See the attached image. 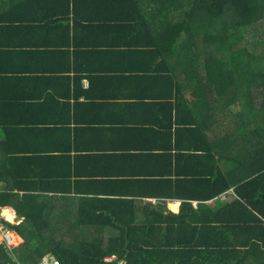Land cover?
<instances>
[{
	"label": "crops",
	"instance_id": "crops-1",
	"mask_svg": "<svg viewBox=\"0 0 264 264\" xmlns=\"http://www.w3.org/2000/svg\"><path fill=\"white\" fill-rule=\"evenodd\" d=\"M7 1L0 121L25 124H0V193L15 185L72 222L95 204L135 228L151 219L158 232H228L247 235L237 249L256 247L264 214L234 206L259 195L254 184L264 193L244 185L264 175V79L232 85L229 100L207 87L184 36L161 50V26L180 14L158 0Z\"/></svg>",
	"mask_w": 264,
	"mask_h": 264
},
{
	"label": "trees",
	"instance_id": "trees-1",
	"mask_svg": "<svg viewBox=\"0 0 264 264\" xmlns=\"http://www.w3.org/2000/svg\"><path fill=\"white\" fill-rule=\"evenodd\" d=\"M155 3L162 5V1ZM164 4L180 15L161 26V50L170 54L184 36L182 46L203 53L207 87H216L229 100L232 85L264 79V0H168ZM262 87L264 90V82ZM0 124L15 130L25 122L0 121ZM3 161L0 155L1 176ZM261 174L246 179L244 185L256 180L264 188ZM254 185L259 195L236 204L237 213L258 210L264 214L258 208L264 206V193ZM17 188L13 185L0 193V208L15 211L20 223L5 224L23 242L15 252L0 244V264H41L46 257L59 264H248L252 259H264V249L260 248L264 244L261 221L259 232L249 235L256 247L243 250L236 248L237 239L244 237L246 241L247 235L224 232L210 238L193 233L176 234L170 227L169 231L158 232L151 219L142 224L143 228L141 225L135 228L113 215L105 217L104 209L95 204L85 209L87 203H80V215L73 226L68 212L58 214L49 206L53 202H43L34 195H19L14 192Z\"/></svg>",
	"mask_w": 264,
	"mask_h": 264
},
{
	"label": "built area",
	"instance_id": "built-area-1",
	"mask_svg": "<svg viewBox=\"0 0 264 264\" xmlns=\"http://www.w3.org/2000/svg\"><path fill=\"white\" fill-rule=\"evenodd\" d=\"M16 216L17 215L13 209L9 207L0 208V237L2 239L1 243L5 244L8 247V249L14 252L17 251V249L20 247V244L15 240V235H16L15 232H13L10 229V227L5 223L18 224L15 223ZM41 264H59V263L57 261H49L47 259H44Z\"/></svg>",
	"mask_w": 264,
	"mask_h": 264
},
{
	"label": "rangeland",
	"instance_id": "rangeland-1",
	"mask_svg": "<svg viewBox=\"0 0 264 264\" xmlns=\"http://www.w3.org/2000/svg\"><path fill=\"white\" fill-rule=\"evenodd\" d=\"M159 2H161L162 1V3L164 2V3H166V2H168V0L167 1H163V0H158ZM59 205L60 206H63V203H59ZM15 221H16V219H15ZM76 222V219L75 218H73V226H74V223ZM21 238L19 237V236H17V241H18V243L21 245ZM23 241V240H22ZM2 242V239H1V237H0V244H3V243H1ZM45 259H47V260H49V261H54L51 257H46ZM112 259H114V258H108L107 260H112ZM122 264V263H121Z\"/></svg>",
	"mask_w": 264,
	"mask_h": 264
},
{
	"label": "water",
	"instance_id": "water-1",
	"mask_svg": "<svg viewBox=\"0 0 264 264\" xmlns=\"http://www.w3.org/2000/svg\"><path fill=\"white\" fill-rule=\"evenodd\" d=\"M122 264H125V263H122Z\"/></svg>",
	"mask_w": 264,
	"mask_h": 264
}]
</instances>
